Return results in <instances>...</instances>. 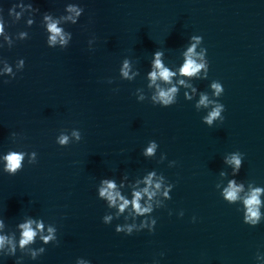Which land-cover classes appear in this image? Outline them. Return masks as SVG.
<instances>
[{
  "label": "water",
  "instance_id": "water-1",
  "mask_svg": "<svg viewBox=\"0 0 264 264\" xmlns=\"http://www.w3.org/2000/svg\"><path fill=\"white\" fill-rule=\"evenodd\" d=\"M13 2L0 0V12L9 20ZM64 2L34 0V6L59 14ZM81 3L79 23L66 25L73 33L67 48L46 45L37 13L30 27L21 18L8 28H27L28 39L0 49L10 63L25 59L15 78L7 83L0 78V151L19 146L38 153L36 164L25 162L15 175L0 172V214L10 228L27 213L42 216L57 224L60 241L24 264H75L78 256L92 264H151L160 251L165 253L160 264H256L257 248L264 251V222L244 223L215 184L225 167L222 156L236 149L245 154L238 178L264 184V0ZM192 33L203 36L209 61L208 78L194 83L207 91L212 79L224 85L219 97L224 120L212 126L202 122L204 110L184 98L183 88L168 107L133 94L136 87L148 91L144 71L152 52L161 47L169 63H178ZM124 56L141 69L132 81L119 77ZM72 127L81 130L82 139L58 145V132ZM12 131L20 134L17 143ZM150 139L159 143L157 157L145 158L141 149ZM160 151L167 159L157 164ZM168 159L177 165L169 167ZM152 167L174 182L166 207L153 213L155 232L125 235L114 230L118 221L104 224L101 217L110 210L96 195L99 177L137 175ZM180 209L182 217L176 215ZM14 261L4 258V264Z\"/></svg>",
  "mask_w": 264,
  "mask_h": 264
},
{
  "label": "clouds",
  "instance_id": "clouds-1",
  "mask_svg": "<svg viewBox=\"0 0 264 264\" xmlns=\"http://www.w3.org/2000/svg\"><path fill=\"white\" fill-rule=\"evenodd\" d=\"M85 12V6L81 0H65L63 11L55 14L52 11H40L34 6V0H14L7 8L6 19L4 11L0 12V49L7 46L13 47L16 41L29 38L27 28L10 32L8 28L24 18V23L31 26L35 22V16L40 14V24L45 33V43L50 48L65 49L69 46L73 33L66 25L77 24ZM96 36L90 35L87 40L88 49L95 46ZM180 61L169 63L165 59V50L156 48L149 60V66L144 71L146 88L136 87L134 95L138 101L149 100L153 105L168 107L177 102L178 95L183 88V96L186 100H194L197 111L204 110L201 116L203 123L208 126L224 120L225 105L219 97L224 93V85L218 79H212L208 83V89H199L194 80H205L209 74V61L207 48L203 45V36L192 33L188 35L185 45L180 51ZM25 67L24 57H17L12 63L0 56V78L7 83L15 78L18 72ZM119 77L122 80L132 81L141 74L132 58L124 56L118 68ZM113 77H106L107 83H113ZM118 88V86H117ZM114 88L113 91H116ZM13 143H17L20 135L16 131L9 133ZM82 139L81 130L77 127L62 128L55 136V142L60 146H67ZM159 143L156 139H150L141 149V155L145 158L157 157ZM244 153L239 149L226 152L222 156L225 167L219 170V178L215 187L219 190L221 198L228 204L236 205L237 211L242 214V221L250 226H256L264 222V184H258L254 180L238 178L240 169L244 163ZM167 159V153L160 151L156 160L157 164ZM38 153L35 149L23 147H9L0 151V172L15 175L25 165L36 164ZM177 160L168 159L169 167L177 165ZM96 195L102 199L107 209L101 220L104 224L114 225L116 232L132 235L134 232L147 230L155 232L157 217L153 215L155 210L166 207V201L172 198L171 193L174 182L156 167L145 169L141 174L130 175L128 171H121L119 176L104 175L99 177L96 184ZM173 210L168 209L172 215ZM176 215L183 216L184 210L180 209ZM122 218V222H121ZM197 216L191 217L196 222ZM58 228L55 222L46 221L42 216L25 214L17 220L13 227H9L3 214H0V264H4V258L15 257L14 264H24L25 258L35 261L45 251V245L49 243L59 244L57 236ZM41 243L38 246L36 242ZM19 253V255H17ZM165 253L160 251L154 256L151 264H160L159 257ZM256 264H264V251L257 248ZM75 264H92V261L83 256L75 259Z\"/></svg>",
  "mask_w": 264,
  "mask_h": 264
}]
</instances>
